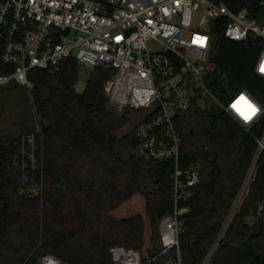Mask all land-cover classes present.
<instances>
[{
  "label": "trees",
  "instance_id": "1",
  "mask_svg": "<svg viewBox=\"0 0 264 264\" xmlns=\"http://www.w3.org/2000/svg\"><path fill=\"white\" fill-rule=\"evenodd\" d=\"M214 1L264 20L263 0ZM260 50L252 41L216 38L210 57L221 98L246 88L264 104V75L255 70ZM7 70L0 57V72ZM113 73L95 66L77 90L75 55L54 72L30 71L33 122L26 133L0 135V264H42L47 255L45 264L52 255L67 264H114L117 245L139 250L147 264H201L211 251L208 264H264V118L247 129L224 108L203 104L200 91L175 118L179 165L199 164L201 180L180 201L189 209L179 246L162 251L161 219L175 205V161L137 155L136 125L118 134L131 117L107 93ZM30 133L37 168L27 153ZM35 183L39 193L22 191Z\"/></svg>",
  "mask_w": 264,
  "mask_h": 264
},
{
  "label": "built area",
  "instance_id": "2",
  "mask_svg": "<svg viewBox=\"0 0 264 264\" xmlns=\"http://www.w3.org/2000/svg\"><path fill=\"white\" fill-rule=\"evenodd\" d=\"M218 36L258 43L255 70L264 75V20L247 8L233 10L214 0H0V57L8 68L0 72V87L16 82L31 93L33 68L54 72L71 55L80 66H112L106 90L115 107L144 111L136 125L135 153L175 161L171 173L175 205L160 223L162 251H167L179 246L182 215L189 209L180 201L191 196L201 180L199 164L179 165L182 136L175 118L189 110L199 91L205 103L207 75L216 67L210 54ZM241 94L258 109L248 121L231 108ZM219 102L247 129L264 118V104L246 88ZM28 140L30 165L37 168L34 133ZM259 144L264 147V135ZM22 191L37 194L40 185ZM111 251L114 264L148 263L134 248L117 245ZM211 256L212 251L201 264H208Z\"/></svg>",
  "mask_w": 264,
  "mask_h": 264
},
{
  "label": "rangeland",
  "instance_id": "3",
  "mask_svg": "<svg viewBox=\"0 0 264 264\" xmlns=\"http://www.w3.org/2000/svg\"><path fill=\"white\" fill-rule=\"evenodd\" d=\"M91 69L92 67L85 65L81 66V74L76 83L78 90H82L85 86ZM215 77H217V72L214 70L207 75L209 90L205 94L204 102L210 107H221L219 100H223V98L218 95L219 88L218 86H215L216 80L213 81ZM211 81H213L212 86L209 85ZM129 115L131 117V121L121 130H119V135H123L124 133L131 130L135 125H137L140 117L144 115V111L129 108ZM32 122V100L26 88L20 84H17L16 82H9L0 87V135L26 133V125L31 124ZM236 201L238 203L239 198H237ZM45 257L41 258L42 264H45ZM50 257L54 256L52 255Z\"/></svg>",
  "mask_w": 264,
  "mask_h": 264
},
{
  "label": "clouds",
  "instance_id": "4",
  "mask_svg": "<svg viewBox=\"0 0 264 264\" xmlns=\"http://www.w3.org/2000/svg\"><path fill=\"white\" fill-rule=\"evenodd\" d=\"M262 67H264V58H262ZM262 69V68H261ZM233 105L236 106V108L244 114V116H252L253 112L255 114L257 113L258 109L255 107L253 108V104L249 102V100L245 97V95L241 94L239 98L231 105V108H233ZM237 112V111H236ZM241 116V115H240ZM245 121H248L244 119Z\"/></svg>",
  "mask_w": 264,
  "mask_h": 264
},
{
  "label": "snow or ice",
  "instance_id": "5",
  "mask_svg": "<svg viewBox=\"0 0 264 264\" xmlns=\"http://www.w3.org/2000/svg\"><path fill=\"white\" fill-rule=\"evenodd\" d=\"M197 39H199V38H197ZM200 43H203V41H200ZM262 71H264V67H262V69H261ZM253 108H255V106L253 105ZM233 109L235 110V111H237V113L239 114V115H241V117L243 118V119H246V120H248V119H251L252 118V116H244V114L243 113H241L237 108H236V106L235 105H233ZM253 116L255 115V112H253V114H252Z\"/></svg>",
  "mask_w": 264,
  "mask_h": 264
},
{
  "label": "bare ground",
  "instance_id": "6",
  "mask_svg": "<svg viewBox=\"0 0 264 264\" xmlns=\"http://www.w3.org/2000/svg\"><path fill=\"white\" fill-rule=\"evenodd\" d=\"M48 259H47V261H48L47 264H66V263H63L61 260H59L55 257H49Z\"/></svg>",
  "mask_w": 264,
  "mask_h": 264
}]
</instances>
